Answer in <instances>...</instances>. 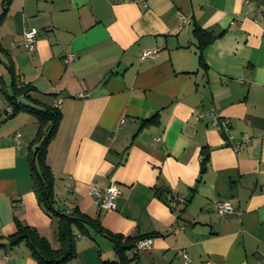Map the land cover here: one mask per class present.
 <instances>
[{"label":"crops","instance_id":"obj_1","mask_svg":"<svg viewBox=\"0 0 264 264\" xmlns=\"http://www.w3.org/2000/svg\"><path fill=\"white\" fill-rule=\"evenodd\" d=\"M4 2L0 264H38L26 245H8L16 219L60 246L29 166L39 124L29 112L9 115V67L36 98L54 107L62 100L47 155L61 207H78L112 233L153 234L149 248L137 249V264H261L264 0H11L5 13ZM183 18L190 23L180 28ZM29 28L39 31L33 51L23 41ZM196 28L215 36L202 50ZM148 50L155 56L142 60ZM69 53L76 58L66 64ZM210 111L229 120L228 132L199 118ZM244 135L248 143L234 150ZM111 182L121 196L105 210L95 186ZM218 201H230L234 213L220 217ZM76 252L70 264L118 261L113 243L93 230L78 234Z\"/></svg>","mask_w":264,"mask_h":264},{"label":"trees","instance_id":"obj_2","mask_svg":"<svg viewBox=\"0 0 264 264\" xmlns=\"http://www.w3.org/2000/svg\"><path fill=\"white\" fill-rule=\"evenodd\" d=\"M11 0H5L4 13ZM1 21V19H0ZM195 35L199 41V49L202 50L213 42L215 36L211 32L201 28L195 29ZM200 64L204 65L200 56ZM12 76L13 95L8 96L11 107L10 116L13 117L21 111L32 113L38 121L39 130L33 141L36 144L29 156V166L31 177L34 182V192L40 205L51 216L57 219L58 231L57 240L60 244L58 249H54L50 242L31 226L25 225L16 219V231L7 238L10 247L24 244L28 247L32 258L38 264H70L77 256L76 240L78 234L81 236L90 235L93 230L113 243L118 261L113 264H137L138 252L137 243L140 240L149 238L152 235L124 236L106 230L98 219L89 217L82 213L78 207L66 209L61 207L55 196L54 175L47 163L48 148L55 138L62 115L59 108L45 103L43 100L32 95L34 89L29 85H24L16 81L12 67H9ZM23 97L27 103H21L19 98ZM157 122V116L144 121V125ZM203 163L206 164L209 158L207 148L203 149ZM157 193L163 196L168 192L158 188ZM77 231V233H76Z\"/></svg>","mask_w":264,"mask_h":264},{"label":"built area","instance_id":"obj_3","mask_svg":"<svg viewBox=\"0 0 264 264\" xmlns=\"http://www.w3.org/2000/svg\"><path fill=\"white\" fill-rule=\"evenodd\" d=\"M190 21L186 18H183L180 23V28L189 25ZM39 31L36 28H29L25 31L23 36V41L25 47L29 51L35 50L37 37H38ZM156 54V50H148L143 52L141 59H150L153 58ZM76 58V55L74 53H69L66 58L64 59L66 64L72 63ZM86 95L79 94L78 97L84 98ZM62 100L58 99L56 101V107L58 108L61 104ZM206 117L210 125L219 131L228 132L230 129V122L228 119L222 118L218 115L216 111H210L207 114L200 113L199 118ZM19 137L20 135H17L15 137V140L19 143ZM160 139H156L155 141H159ZM249 137L248 135H244L242 137V140L240 143H237L233 146L234 150H239L243 144L248 143ZM95 193L99 196L101 199L99 202V205L102 209L105 210H113L116 206L117 199L121 196V189L118 187V185L114 182H111L103 191L98 188V186H95ZM175 199L181 203L184 204L185 200L181 197L176 196ZM216 211L217 214L220 217H224L227 215H231L234 213V207L230 201H218L216 203ZM153 244V238H145L143 240H140L137 243V249L143 250L149 248ZM186 258V257H185ZM189 260L186 258V262ZM261 264H264V260Z\"/></svg>","mask_w":264,"mask_h":264}]
</instances>
